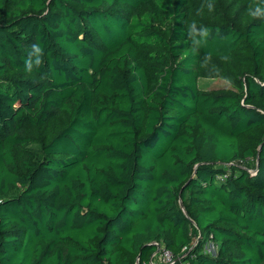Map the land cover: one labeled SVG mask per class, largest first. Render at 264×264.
I'll use <instances>...</instances> for the list:
<instances>
[{"label": "trees", "instance_id": "trees-1", "mask_svg": "<svg viewBox=\"0 0 264 264\" xmlns=\"http://www.w3.org/2000/svg\"><path fill=\"white\" fill-rule=\"evenodd\" d=\"M257 7L0 0V264H264Z\"/></svg>", "mask_w": 264, "mask_h": 264}, {"label": "clouds", "instance_id": "clouds-1", "mask_svg": "<svg viewBox=\"0 0 264 264\" xmlns=\"http://www.w3.org/2000/svg\"><path fill=\"white\" fill-rule=\"evenodd\" d=\"M209 7H211V5H209ZM250 14L252 16H259V15H264V12H262V10L259 7H257L255 9V11H251ZM206 34H207L206 31L202 32V35H206ZM41 53H42V49L38 45H36V44L32 45V52L29 54L30 58L26 61V65H27V67L29 69L32 68V59H31V57L32 56L37 57L36 63L39 64L40 63L39 55Z\"/></svg>", "mask_w": 264, "mask_h": 264}, {"label": "built area", "instance_id": "built-area-1", "mask_svg": "<svg viewBox=\"0 0 264 264\" xmlns=\"http://www.w3.org/2000/svg\"><path fill=\"white\" fill-rule=\"evenodd\" d=\"M214 250H215V245L212 244L207 249V252L212 254ZM172 262H173V255L171 254V252L168 250H162L161 252H159L156 262H153V264H170Z\"/></svg>", "mask_w": 264, "mask_h": 264}, {"label": "rangeland", "instance_id": "rangeland-1", "mask_svg": "<svg viewBox=\"0 0 264 264\" xmlns=\"http://www.w3.org/2000/svg\"><path fill=\"white\" fill-rule=\"evenodd\" d=\"M223 85H225V83L222 80H219V79H213V80L201 79L199 81V87L202 88V89L211 88V87H220V86H223ZM211 245H212L211 243H207L205 245L206 249H208ZM215 249L217 250L218 246H215Z\"/></svg>", "mask_w": 264, "mask_h": 264}, {"label": "water", "instance_id": "water-1", "mask_svg": "<svg viewBox=\"0 0 264 264\" xmlns=\"http://www.w3.org/2000/svg\"><path fill=\"white\" fill-rule=\"evenodd\" d=\"M180 205H181V207H183V204H182V202L180 201ZM159 252V245H158V247H157V253Z\"/></svg>", "mask_w": 264, "mask_h": 264}]
</instances>
